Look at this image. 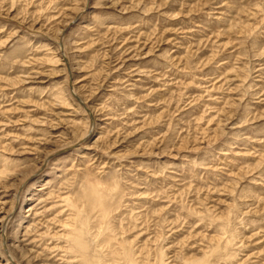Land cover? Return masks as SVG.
I'll use <instances>...</instances> for the list:
<instances>
[{"label": "rangeland", "instance_id": "374dc122", "mask_svg": "<svg viewBox=\"0 0 264 264\" xmlns=\"http://www.w3.org/2000/svg\"><path fill=\"white\" fill-rule=\"evenodd\" d=\"M0 264H264V0H0Z\"/></svg>", "mask_w": 264, "mask_h": 264}, {"label": "water", "instance_id": "95a60500", "mask_svg": "<svg viewBox=\"0 0 264 264\" xmlns=\"http://www.w3.org/2000/svg\"><path fill=\"white\" fill-rule=\"evenodd\" d=\"M60 48H61V47H60ZM61 52H62V49H61ZM78 102H79L80 104H82L84 108H86V107L84 106V104L81 102V100L78 99ZM90 116H91V113H90ZM67 150H68L67 148H66V149H61V150H59V151H56V153H55L54 155H56V154H60V153L65 152V151H67Z\"/></svg>", "mask_w": 264, "mask_h": 264}, {"label": "bare ground", "instance_id": "6f19581e", "mask_svg": "<svg viewBox=\"0 0 264 264\" xmlns=\"http://www.w3.org/2000/svg\"><path fill=\"white\" fill-rule=\"evenodd\" d=\"M76 97V99H77V101H78V97L77 96H75ZM80 100V99H79ZM82 105V104H81ZM83 106V105H82ZM3 229V228H2ZM6 239V238H5ZM3 243H4V248H5V250H6V246H5V241L3 240ZM6 253H7V255L9 256V253L7 252V251H5ZM12 262V261H11Z\"/></svg>", "mask_w": 264, "mask_h": 264}]
</instances>
